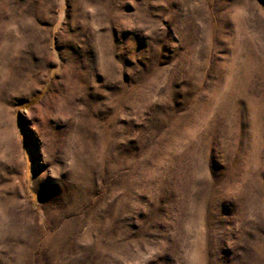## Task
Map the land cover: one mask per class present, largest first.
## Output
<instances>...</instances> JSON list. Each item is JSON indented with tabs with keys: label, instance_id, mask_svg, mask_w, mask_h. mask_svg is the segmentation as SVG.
Here are the masks:
<instances>
[{
	"label": "rangeland",
	"instance_id": "obj_1",
	"mask_svg": "<svg viewBox=\"0 0 264 264\" xmlns=\"http://www.w3.org/2000/svg\"><path fill=\"white\" fill-rule=\"evenodd\" d=\"M0 264H264V0H0Z\"/></svg>",
	"mask_w": 264,
	"mask_h": 264
}]
</instances>
